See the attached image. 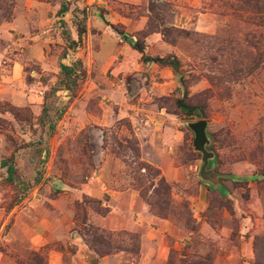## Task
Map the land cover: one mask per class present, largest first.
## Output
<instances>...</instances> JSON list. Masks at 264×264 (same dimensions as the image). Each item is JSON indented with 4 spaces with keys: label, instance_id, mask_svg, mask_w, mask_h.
I'll return each instance as SVG.
<instances>
[{
    "label": "rangeland",
    "instance_id": "1",
    "mask_svg": "<svg viewBox=\"0 0 264 264\" xmlns=\"http://www.w3.org/2000/svg\"><path fill=\"white\" fill-rule=\"evenodd\" d=\"M6 23L0 264H264V0H0Z\"/></svg>",
    "mask_w": 264,
    "mask_h": 264
},
{
    "label": "trees",
    "instance_id": "2",
    "mask_svg": "<svg viewBox=\"0 0 264 264\" xmlns=\"http://www.w3.org/2000/svg\"><path fill=\"white\" fill-rule=\"evenodd\" d=\"M120 34V33H119ZM124 40L125 43H127L132 49L136 50L137 52H141L142 47L138 42H132L131 39L127 38L124 34H120ZM153 61L159 65H164L168 66L171 69H175V61H171L172 59L170 57H165V58H154V59H145V61ZM59 70L61 74L63 75L64 81L68 79V76L71 75V73H74V69L71 66H66V65H59ZM80 75V74H79ZM69 80V79H68ZM72 84H74V80L70 81ZM181 84L183 81L180 82ZM68 89V88H66ZM183 93V92H182ZM178 98H175L173 101L174 107L184 116H192L194 111L197 109L196 106L190 104L187 100L186 94H182ZM42 112L43 109H42ZM11 161V157H9L6 161V163H0L1 166H4L5 164L7 165V162ZM5 165V166H6ZM12 166L8 164L6 166V173L8 178L10 177V174L12 173ZM172 263V260H169V264ZM190 264H198V263H190Z\"/></svg>",
    "mask_w": 264,
    "mask_h": 264
},
{
    "label": "crops",
    "instance_id": "3",
    "mask_svg": "<svg viewBox=\"0 0 264 264\" xmlns=\"http://www.w3.org/2000/svg\"><path fill=\"white\" fill-rule=\"evenodd\" d=\"M4 27L5 28L6 27L11 28L10 23L1 24L0 25V32H3V34L5 35V38L9 39V41L11 40V42H14V40H15L14 34H12L10 31H3ZM8 47L10 48V45ZM9 48L4 49V52L6 53L7 50H9ZM0 56H2V55L0 54ZM11 230H12V228H11ZM11 233H13V237H12V239L14 240L13 243H15V242H17L16 244L22 243L26 246H31V247H33V245H35L36 243H38V241L40 239H42V237L40 236V233L37 232L34 227H30L28 225H23V224L18 225L17 222H16L14 229ZM37 249L38 248L35 247V250H37ZM45 260H46V264H55V262L57 261V257H56V255L48 253Z\"/></svg>",
    "mask_w": 264,
    "mask_h": 264
},
{
    "label": "water",
    "instance_id": "4",
    "mask_svg": "<svg viewBox=\"0 0 264 264\" xmlns=\"http://www.w3.org/2000/svg\"><path fill=\"white\" fill-rule=\"evenodd\" d=\"M205 125L206 123L203 120L187 123V127L193 134V138L191 142L192 148L194 151L200 153L201 165L198 170L199 176L201 177L202 180L207 181L216 178L217 175L205 171L207 160L209 158V154L204 148L207 142L205 135Z\"/></svg>",
    "mask_w": 264,
    "mask_h": 264
}]
</instances>
